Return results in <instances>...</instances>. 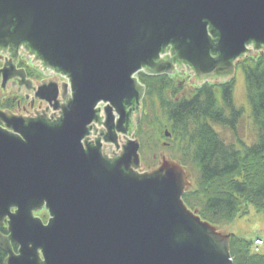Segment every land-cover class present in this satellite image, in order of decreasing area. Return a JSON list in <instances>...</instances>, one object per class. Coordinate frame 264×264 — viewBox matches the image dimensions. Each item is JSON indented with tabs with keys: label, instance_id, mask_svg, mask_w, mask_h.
Returning a JSON list of instances; mask_svg holds the SVG:
<instances>
[{
	"label": "water",
	"instance_id": "95a60500",
	"mask_svg": "<svg viewBox=\"0 0 264 264\" xmlns=\"http://www.w3.org/2000/svg\"><path fill=\"white\" fill-rule=\"evenodd\" d=\"M23 44L69 86L49 79L30 90L31 107L47 104L40 116L0 110L4 264H231L229 236L183 203V168L137 172L139 142L121 126L143 95L136 74L171 68L159 62L169 44L201 78L263 53L264 0H0V50L16 59ZM50 108L61 116L49 119ZM98 118L97 141L85 142ZM120 133L132 138L119 143ZM41 208L46 222L33 214Z\"/></svg>",
	"mask_w": 264,
	"mask_h": 264
},
{
	"label": "trees",
	"instance_id": "16d2710c",
	"mask_svg": "<svg viewBox=\"0 0 264 264\" xmlns=\"http://www.w3.org/2000/svg\"><path fill=\"white\" fill-rule=\"evenodd\" d=\"M245 80L246 97L257 126L256 141L238 146L226 143L213 124L234 128L238 112L233 104V81L206 84L189 96L175 101L169 95L174 85L166 76H150L139 72L138 80L146 89L147 113L137 134L146 136L154 123L153 105L160 101L167 121L172 126L181 156L190 155L197 177L182 195L183 203L214 226L230 224L236 217L249 213L250 208L264 213V52L240 62ZM219 86L222 103L216 94ZM177 90V88L175 89ZM174 88L172 95L175 94ZM10 100L0 108L11 107ZM156 117V116H155ZM143 147V145H142ZM178 162L184 165V158ZM0 232L7 234L6 224ZM231 264H264V254L251 250L254 241L229 233ZM14 250L17 249L12 244ZM6 254L0 249V264Z\"/></svg>",
	"mask_w": 264,
	"mask_h": 264
},
{
	"label": "rangeland",
	"instance_id": "374dc122",
	"mask_svg": "<svg viewBox=\"0 0 264 264\" xmlns=\"http://www.w3.org/2000/svg\"><path fill=\"white\" fill-rule=\"evenodd\" d=\"M256 49L249 50L247 52L248 56L240 60L237 64V69L231 81H233V103L236 111L238 112L237 120L235 121L234 128H230L228 125H218L213 124L214 129L218 132L219 136L228 144H234L238 146V141H242L247 145H250L256 141L257 138V126L254 122V119L251 114V109L246 97V86L241 68H239L240 62L245 60L247 57H254L257 55ZM259 52V51H258ZM138 74L136 77L138 78ZM48 76V74L46 75ZM58 84L61 82H67V79L64 76L59 75ZM176 75L173 77V83L176 81ZM139 81V80H138ZM174 90L177 88L173 86ZM172 88V89H173ZM175 91H178L175 90ZM177 93V92H176ZM171 94V96L178 94ZM71 92L70 88L67 90V96L70 97ZM62 100V98H59ZM47 107L45 102L40 103V106L32 108L31 114L34 113V109L39 110L41 106ZM104 103H100V112L98 113L99 117H103V108ZM165 108V107H164ZM160 101H157L152 109V113H155L154 123L148 128V134L146 136L136 134L135 140L140 144L139 156L140 163L137 168V172H150L153 169L157 168L163 161L174 162L176 161L184 170L187 176V187L192 185L197 177L196 169L191 161V157L187 154L185 157L181 156L180 149L181 146L176 144V141L173 140L172 126L167 121V117ZM54 112L55 116H61V108L52 110L50 108L47 116L49 119H52L51 114ZM30 115V114H29ZM28 116V115H27ZM103 119V118H102ZM104 120V119H103ZM167 124V126H165ZM168 129L171 132L172 137H165L164 130ZM138 131V130H137ZM132 137L130 135L119 134V143L126 144L129 139ZM166 143V144H164ZM143 145V147H142ZM184 158L185 163L182 165L178 162L179 158ZM186 206V205H185ZM187 207V206H186ZM191 210V209H190ZM193 211V210H191ZM35 216L42 219L43 222H46L48 219V212L45 208L34 211ZM198 215V214H197ZM6 224V222H4ZM214 226V225H213ZM216 229L222 231L225 234L233 233L240 237H244L248 240L254 241L256 239L262 240V245L258 252L264 254V213L256 212L254 209L250 208L248 214L236 217L230 224L214 226ZM252 250V249H251ZM253 251V250H252Z\"/></svg>",
	"mask_w": 264,
	"mask_h": 264
},
{
	"label": "flooded vegetation",
	"instance_id": "af4514ba",
	"mask_svg": "<svg viewBox=\"0 0 264 264\" xmlns=\"http://www.w3.org/2000/svg\"><path fill=\"white\" fill-rule=\"evenodd\" d=\"M212 40H215L213 36H211ZM250 45H253L251 43ZM258 53V52H256ZM212 57H216L217 54L211 53ZM248 54H245L244 57L241 59H238L233 62L232 69L229 73H225L223 71L220 72L219 75H214L212 78L209 77H198L192 66L187 63L186 61L180 60L177 61L175 59V54H173V46L169 44L166 46L164 50L160 53L159 62L163 65L169 64L171 68L164 69V72L161 74H149L146 72V68H143V72L146 75L150 76H166L169 78V81L172 83V85L176 86L178 91L174 96L175 101H179L187 96L189 94H192V92H195L199 90L202 86L206 84H223V83H229L231 79L233 78L235 71L237 69V64L240 60L244 59ZM11 56L9 52L0 50V68H2L3 64L9 60H11ZM13 64L15 65V68L8 70V75H14V77L8 79L6 82H3V74H0V103L3 104L5 100H10L12 103L11 107L8 108H0V110L8 111L10 114L15 115H22L27 116L31 114L32 108L36 107L37 104L40 106V102L35 100L33 103V107H31V97H32V91L34 87L38 86L42 81L44 80H53V81H59V73H55L50 70L43 69L42 65L40 63H37L36 60L33 58V55L28 51L23 44L18 52V56L16 59H12ZM48 74V76H46ZM176 75L177 79L173 83V77ZM140 82V81H139ZM140 84L143 86V95L141 98L137 101L133 100L130 105L126 107V111L128 112V117L126 118L124 124L121 126L123 130H129L132 131L134 134V138L137 134V130L139 128V125L143 122V118L145 114L147 113V102H146V89L143 83L140 82ZM173 88V87H172ZM169 95L172 94V89L169 91ZM216 94L219 99V101L222 103L221 94L219 90V86H216ZM69 98V97H68ZM66 99L62 106L66 105L67 103ZM234 104V103H233ZM45 106H41L38 111L32 113V116H40L42 114V111L45 109ZM235 108V106H234ZM99 117V115H98ZM49 122H51L47 117H45ZM100 119L98 118L97 121H93L90 124L89 128V135L85 142L94 144L95 141H92V136H90L91 131L96 132V123H99ZM1 124V122H0ZM167 126V124L165 125ZM167 130L168 136L165 135V131ZM99 133L102 135V133H106V130L99 131ZM165 137H172L171 132L166 128L164 130ZM166 144V143H164ZM140 145V144H139ZM111 147H103L101 146V153L104 156V158L111 160L108 158L105 154V152H110ZM140 150V148H139ZM4 224V223H3Z\"/></svg>",
	"mask_w": 264,
	"mask_h": 264
},
{
	"label": "built area",
	"instance_id": "2783aa9c",
	"mask_svg": "<svg viewBox=\"0 0 264 264\" xmlns=\"http://www.w3.org/2000/svg\"><path fill=\"white\" fill-rule=\"evenodd\" d=\"M64 78L67 79L68 86H69V79H68L66 76H64ZM100 112H102V111H100ZM99 114H100V113H99ZM100 118H101V119H102V118L104 119V115H103V117H101V115H100ZM103 119H102V121L104 122ZM261 245H262V240H261V239H256V240L253 242V244H252V249H253L254 251H258V250L260 249Z\"/></svg>",
	"mask_w": 264,
	"mask_h": 264
},
{
	"label": "bare ground",
	"instance_id": "6f19581e",
	"mask_svg": "<svg viewBox=\"0 0 264 264\" xmlns=\"http://www.w3.org/2000/svg\"><path fill=\"white\" fill-rule=\"evenodd\" d=\"M118 142H119V139H118Z\"/></svg>",
	"mask_w": 264,
	"mask_h": 264
}]
</instances>
